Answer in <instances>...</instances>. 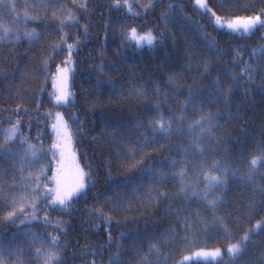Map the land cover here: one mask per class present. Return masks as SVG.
<instances>
[{
  "label": "trees",
  "instance_id": "1",
  "mask_svg": "<svg viewBox=\"0 0 264 264\" xmlns=\"http://www.w3.org/2000/svg\"><path fill=\"white\" fill-rule=\"evenodd\" d=\"M206 1L211 11L195 0H128L132 11L124 0H5L16 5L22 28L39 33L38 39L0 40V128L10 127V119L19 120L22 134L8 147L14 153L26 138V143L43 149L46 154L37 152V164L50 180L56 167L48 151L56 140L51 125L55 114L63 113L73 125L79 163L91 172L87 194L74 198L67 210L41 208L36 212L39 219L28 224L21 223L23 217L8 222L0 212V246H11L12 253L5 252L6 264H17V255L26 264L33 259L31 232L60 236L64 264H110L118 252L123 264H178L182 256L216 249L224 250L220 259H191L188 264H264V167L251 178L248 171L251 157L264 151V28L233 33L214 26L211 15H256L264 3ZM61 9L78 21L63 25L62 31L59 20L66 15L60 16ZM25 12L36 19L25 21ZM0 16L4 22L11 19L6 10H0ZM131 27L157 36L164 33L163 43L142 48L124 43L123 33ZM197 29L216 40L224 54L209 52ZM63 33L70 34L66 43L75 44L78 37L80 44L72 53V100L57 106L54 76L68 59ZM246 65L255 69L249 73L251 82L240 75ZM225 68L238 79L222 77L221 85L232 91L218 97L212 85ZM98 80L103 82L100 88ZM157 106L165 120L173 121L167 136L154 135L147 127L150 120L159 119ZM209 113H220L213 121L219 127H213L212 138L196 140L206 150L201 156L193 149L188 125ZM179 117L186 122L180 123ZM141 145L143 150L134 158L118 155ZM171 160L184 161L179 167L188 171L187 182L193 185L187 196L180 181L170 178L179 170L170 166ZM204 161L220 162L230 172L228 182L216 190L223 202L215 210L192 195L205 187L192 179ZM18 166L14 155H0L3 192H21L10 187L25 183ZM117 196L118 205H109V198ZM100 209L115 222L94 214ZM245 235L250 239L242 254L225 251Z\"/></svg>",
  "mask_w": 264,
  "mask_h": 264
},
{
  "label": "snow or ice",
  "instance_id": "2",
  "mask_svg": "<svg viewBox=\"0 0 264 264\" xmlns=\"http://www.w3.org/2000/svg\"><path fill=\"white\" fill-rule=\"evenodd\" d=\"M196 4L204 8L205 11H211L205 0H195ZM264 3V0H261ZM47 6V5H46ZM124 6L132 11V5L128 3V0H124ZM84 9H87V4L83 5ZM171 7V6H170ZM221 8H224V4L221 3ZM234 7L239 8V5H234ZM0 10H6L7 14L11 17L10 21L4 22L3 17L0 16V40L6 38H13L19 41L21 37H26L28 39H38L39 33L33 31H28L26 28H22L19 23V13H16L15 4H6L5 0H0ZM243 10H250L248 6H244ZM14 14V15H13ZM136 15V13H133ZM66 19L59 20L61 24V31L63 30V25L67 23L78 22L74 15L67 9H61L60 16H65ZM214 19V26L220 29H227L233 33H250L256 28H264V8L260 9L259 14L256 15H246V16H236L233 19H229L225 22L224 18L216 15L215 12H211ZM55 16V14H54ZM25 21L28 19L35 20L36 17H30L27 12L24 13ZM57 19H59L57 17ZM84 30L87 31V26H83ZM202 41L207 46L209 52H215L218 55H223L224 51L219 48L216 40L210 37L207 32L202 29H197ZM164 33H160L159 36L154 35L152 30L141 33L136 27H131L126 32L123 33L124 43H133L137 47H155L158 43L162 44ZM69 33H63L61 43L65 45L68 59L63 63L65 65H74L72 60V53L74 50L79 48V38H76L75 44L66 43L69 38ZM54 47H60L56 45ZM237 57H240V53L236 52ZM237 66L238 63H237ZM72 71L71 67H60L57 66V76H56V93H55V103L57 106H65L72 100V94L69 91V79L70 73ZM205 73L210 74V69L206 66L204 68ZM255 71L251 65H246L244 72L240 75L245 78L246 82H251L252 77L249 75L250 72ZM222 77H227L236 81L238 79L237 74L229 68H225L222 75L218 76L213 81V88L215 89V95L218 97L230 94L232 89L229 86L225 89L221 85L220 81ZM170 82H174L170 78ZM103 82L97 81L96 87L100 88ZM142 94V93H141ZM19 111H26L24 109H19ZM156 111L159 113V119H152L149 121L147 127L154 135H164L167 136L172 130V120H165L163 113L160 112L159 106H157ZM47 115L51 116V113ZM220 113L216 114L214 117L211 113L207 116H202L201 119L194 121L192 124L188 125V131L192 138L193 149L199 155L203 156L205 154V149L199 147L196 144V140L212 138L211 132L213 127H219L218 124H214L215 118L219 117ZM10 119V118H9ZM55 123L51 125L53 132L55 133L56 140L50 146L48 151L53 153L51 160L55 161L56 167L50 180H48L45 168L41 167L39 169V174L29 173L27 177L23 179L26 181L20 185H12L10 187H18L21 189L20 193H14L12 191L3 192L0 189V212L4 213V219L8 222H13L20 217L22 224H28L32 221L38 220L36 212L43 208L44 210H67L68 205L80 195H86L89 185L87 183L88 178L91 175L90 171H85L84 166L79 163V158L74 150V140L72 130L69 128L67 121L64 118L63 113L55 114ZM178 121L180 123H185L184 117H179ZM21 121L15 120L11 121V126L8 128H0V139L4 141L0 144V155L12 156L15 153L11 151L8 147L9 144L16 143L22 136L19 132V125ZM77 123L79 120L77 119ZM140 127H145L140 125ZM198 130V131H197ZM26 140V138H25ZM23 142V141H22ZM142 145L136 147H129L125 153H118V155L135 157V155L142 151ZM178 150H183V146H178ZM44 153L43 149H37L36 145L28 144L27 148L23 149L21 159L26 161L29 165L37 163L39 157L37 152ZM209 151V155L213 153ZM51 163V161H50ZM184 161L171 160L170 166L172 168L179 167ZM250 164L249 168V178H251L259 168L264 167V151L261 152L259 156H252L248 161ZM201 172L198 176L192 177L197 183H203L205 187L202 190L192 192V195L198 197L204 205L209 210H215L218 205L222 204L223 198L216 196V190L224 186L228 180L230 172L225 168V166L220 162H214L209 164L207 161L202 162L199 165ZM219 173V174H218ZM189 173L184 167H179L178 171H174L170 174L171 179L179 180L182 185V195L187 196L189 192L192 191L193 185L188 183ZM47 180L48 183L54 185V187L48 188L44 181ZM215 197V198H214ZM119 196L109 198V205L116 206L119 203ZM264 207V205H262ZM95 215L101 216V218L106 219L107 223H113L110 216L105 218V213L102 209L94 212ZM219 222L220 218H216ZM43 222L45 224L50 223L47 215L43 217ZM202 222V221H201ZM188 219H185V225L187 226ZM257 226L260 224L258 222ZM59 228V222L56 225ZM31 231V230H30ZM24 235H28L25 233ZM32 240L29 243V250L32 252L33 259L29 264H64L63 252L64 248L61 247L60 236L58 235H43L36 232H31ZM123 235V234H122ZM183 240H187V237H183ZM250 238L245 235L240 242L227 245V252L232 256H237L243 253L244 245ZM109 243H111V236H109ZM154 250L158 251L155 245L151 246ZM5 252L11 253V246L5 248L0 246V264H6ZM95 255V253H92ZM196 256H220L221 249H216L211 253L205 252L203 250L197 251ZM192 259L189 256H182L178 261V264H188ZM17 264H26V262L21 258L20 255L16 256ZM94 264V262H93ZM110 264H123L120 253L118 252ZM146 264V262H145ZM159 264V262H157Z\"/></svg>",
  "mask_w": 264,
  "mask_h": 264
},
{
  "label": "rangeland",
  "instance_id": "3",
  "mask_svg": "<svg viewBox=\"0 0 264 264\" xmlns=\"http://www.w3.org/2000/svg\"><path fill=\"white\" fill-rule=\"evenodd\" d=\"M205 3L207 4V1L205 0ZM208 6V5H207ZM201 8V7H200ZM209 8V7H208ZM203 10H205L204 8H201ZM233 19V18H232ZM225 22L229 19H224ZM71 67L72 68V65H62L60 67ZM72 71H73V68H72ZM72 71L70 73V79H69V91L71 92V78H72ZM56 76H57V72L54 76V89H53V97H54V100H55V93L57 91L56 89ZM72 94V92H71ZM65 116V114H63ZM65 118V117H64ZM65 120L67 121L68 123V126L69 128L72 130V133H73V125L72 123L70 122V120L66 119ZM23 138V137H22ZM25 139V138H24ZM20 140V143L19 145H16V147L14 148V160L16 162V164H18L19 166V169L21 170L22 169V176H21V179H23L24 177H27L29 173H34V174H39V169L41 168L40 166H38L37 163H34V164H31L29 165L26 161H23L21 159V156H22V153H23V149L27 148V145L29 143H26L25 140ZM23 141V142H22ZM75 150V149H74ZM56 165V164H55ZM46 173V171H45ZM24 182H26L24 179H23ZM48 183L47 180L44 181V184L46 185ZM205 252H208V253H211L212 251L214 250H204ZM227 251V250H225ZM224 254V250H221V255L220 256H212V255H208V256H196L195 253L191 255L192 259H195V260H202V261H216L218 259H220V257H222V255Z\"/></svg>",
  "mask_w": 264,
  "mask_h": 264
}]
</instances>
